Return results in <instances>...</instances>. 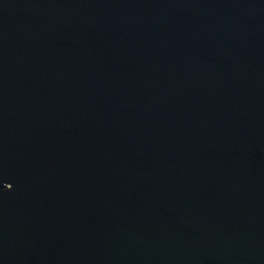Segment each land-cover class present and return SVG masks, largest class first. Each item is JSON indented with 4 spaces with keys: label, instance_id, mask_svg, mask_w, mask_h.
<instances>
[{
    "label": "water",
    "instance_id": "water-1",
    "mask_svg": "<svg viewBox=\"0 0 264 264\" xmlns=\"http://www.w3.org/2000/svg\"><path fill=\"white\" fill-rule=\"evenodd\" d=\"M0 264H264V0H0Z\"/></svg>",
    "mask_w": 264,
    "mask_h": 264
}]
</instances>
